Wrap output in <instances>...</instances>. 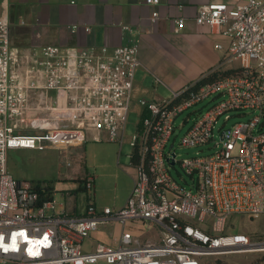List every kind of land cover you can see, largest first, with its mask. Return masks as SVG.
Wrapping results in <instances>:
<instances>
[{
	"label": "built area",
	"instance_id": "2783aa9c",
	"mask_svg": "<svg viewBox=\"0 0 264 264\" xmlns=\"http://www.w3.org/2000/svg\"><path fill=\"white\" fill-rule=\"evenodd\" d=\"M178 6L183 11L184 4ZM160 17L154 9L152 21ZM194 21L227 40L216 44L224 56L205 75L227 63L240 71L203 83L199 78L169 98H141L130 140L135 173L128 199L119 208L99 207L95 175L87 171L82 186L88 203L78 214L58 211L47 183L15 180L7 170L8 151L68 150L105 136L122 145L141 64L138 45L47 44L21 51L11 43L8 18H0V264H208L217 255L264 253L262 235L230 232L234 215H264V0L209 1L197 8ZM173 22V31L182 32L186 15ZM207 99L206 109L193 111L197 116L180 145L214 140L215 124L227 112L258 113L221 130L218 150L178 159L175 142L186 122L179 127L176 118ZM177 163L191 182L173 176ZM113 223L120 227L117 244L100 241L84 249L85 239ZM129 223L158 228L159 238L142 240Z\"/></svg>",
	"mask_w": 264,
	"mask_h": 264
},
{
	"label": "crops",
	"instance_id": "0c3cea01",
	"mask_svg": "<svg viewBox=\"0 0 264 264\" xmlns=\"http://www.w3.org/2000/svg\"><path fill=\"white\" fill-rule=\"evenodd\" d=\"M209 1L213 0H161L160 5L153 6L142 0H0V18H8L11 43L21 51L47 44L106 45L109 49L137 44L141 64L134 88L144 86V98L158 100L163 98L158 93L159 83L176 90L219 66L224 52L216 44L227 45V40L211 26L194 21L197 8ZM180 3L184 4L183 11ZM154 9L161 12L155 22L151 19ZM180 14L186 15L187 25L177 33L173 31V19ZM69 208L82 213L76 206ZM117 227L119 231L115 232L102 225L83 241L84 249L91 251L100 241L117 244ZM139 238L154 241L159 234Z\"/></svg>",
	"mask_w": 264,
	"mask_h": 264
},
{
	"label": "rangeland",
	"instance_id": "374dc122",
	"mask_svg": "<svg viewBox=\"0 0 264 264\" xmlns=\"http://www.w3.org/2000/svg\"><path fill=\"white\" fill-rule=\"evenodd\" d=\"M225 69L231 67L230 63L224 65ZM223 66V67H224ZM224 69V70H225ZM139 77V73L137 76ZM150 86H153L151 82ZM144 86L135 87L132 92L130 112L124 134V142L121 145L118 141L109 140L105 134L102 140L92 137L88 141L76 148L61 150L56 147H47L43 150L17 148L8 151L7 170L12 177L19 182L47 183L54 189L53 198L58 203L57 210L70 209L76 206L78 212L84 213L88 203V193L82 186L83 179L87 171L96 176L95 200L99 207H122L128 199L133 187L134 167L131 165L129 154L132 152L130 144L131 138L137 132V122L141 110L139 100L145 97ZM158 93L163 98L171 97V90L163 83L158 85ZM210 99L185 110L176 118L178 138L175 146L178 152V159L194 156L208 155L219 149L221 130L230 128L239 121H248L257 111L244 110L230 111L222 115L215 124L214 140L198 147H186L180 145V138L187 128L192 124L197 114L193 113L197 109H206L210 104ZM191 114V115H190ZM227 115L231 117L227 119ZM173 140V138H172ZM71 161L72 166H67ZM173 176L184 183V176L191 182V177L184 173L180 164L172 168ZM188 185V184H186ZM59 203H65L60 206ZM70 205V206H69ZM48 213L50 211L48 210ZM232 222L236 224V232L242 229L245 232H253L264 237V215L257 218H248L242 215H234ZM108 231L118 232L117 225L108 224ZM127 229L139 236H154L158 233V228L149 227L146 224L127 225ZM145 240V239H143ZM208 264H264V253H231L227 255H217L207 260Z\"/></svg>",
	"mask_w": 264,
	"mask_h": 264
},
{
	"label": "trees",
	"instance_id": "16d2710c",
	"mask_svg": "<svg viewBox=\"0 0 264 264\" xmlns=\"http://www.w3.org/2000/svg\"><path fill=\"white\" fill-rule=\"evenodd\" d=\"M240 71L239 68H229V69H221V70H217V71H214L208 75H204L200 78V83H203V82H207V81H211V80H214V79H217V78H220V77H225L227 75H230L232 73H238ZM48 190H49V193L51 192L52 190V186L50 184H48Z\"/></svg>",
	"mask_w": 264,
	"mask_h": 264
}]
</instances>
